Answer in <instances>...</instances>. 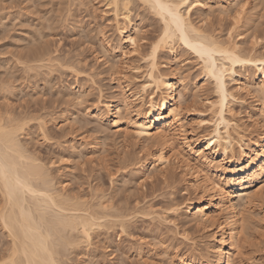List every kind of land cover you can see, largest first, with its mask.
I'll return each instance as SVG.
<instances>
[{
  "label": "bare ground",
  "instance_id": "obj_1",
  "mask_svg": "<svg viewBox=\"0 0 264 264\" xmlns=\"http://www.w3.org/2000/svg\"><path fill=\"white\" fill-rule=\"evenodd\" d=\"M59 1L58 3L64 0ZM67 1L72 2V0ZM133 1L136 0H105L103 4V6H111L108 10L113 13L112 18L116 30L115 38H111L113 35L108 37H103L105 36L103 35L100 40L103 53L104 51L108 52L114 57L112 62H106L108 66L105 63L109 68L107 70L111 71L110 73H114L115 69L120 68L122 59L127 53L138 51V39L141 38H138L139 26L134 22L130 23L131 12L135 7L134 5L131 8ZM137 1L147 7L150 13L155 14L160 23V31L158 30V35L155 37L157 39L153 43L150 42L152 44L149 50L147 49L146 53L143 52L140 57L146 66L144 79L136 90L129 87L132 82L127 78L118 81L119 95H113V97H103L102 90L98 89L96 102L92 106L85 105L84 107L87 117H83L82 122L78 119L79 116L75 118L80 123H84L82 125H87L95 120L97 130L104 123H108L115 134L117 133L116 135L121 138L142 142L143 145L140 146L143 149L155 148L154 152L152 150L153 153L149 152L148 154L145 149L147 158L135 163L136 173L138 172L142 178L139 181L146 180V178L150 180L148 191L144 192L143 189L140 196H135L133 203L129 204L124 199V204H121L122 199L121 202H119V198L118 202L113 201V199L116 200L115 194L107 196L101 192L103 189L100 188L102 194L98 192L99 189L95 190L100 194L99 198L98 194L96 195L97 202L95 200V203L93 201L91 203L86 198L87 201L84 198L81 200L82 197L78 198L79 196L77 197L75 194L58 190L55 186L56 176L54 175V177L46 163L35 153H30L24 142L20 140L24 124L22 125L21 121V123L16 122V119L14 121L16 123H10L11 115L10 118L1 116L0 264H66V255L68 256V252L71 253L74 250L71 251L70 248L76 247L81 241L87 242L86 245H89L92 232L96 228L101 227L108 231L111 230L110 227L118 226L121 234L125 233L134 219L139 218L137 216L144 220L147 219L149 222L151 220V223L156 220L160 225L161 223L176 225L175 219L182 214H184V219L182 217L184 227L187 225L189 229L197 230L196 232H205L210 239L206 242L203 250L201 248L199 250L198 243L195 245L193 238L191 243L187 242L188 244L179 248L173 238L169 239L166 237L167 235H160L162 237H159V243L171 245H169L170 250L167 248L168 245L160 250L164 254L168 253L170 260L166 262L167 264H243L246 262L245 259H249V256L245 257L247 254L245 255L244 249L246 248H244L243 242L247 240V234L255 221L250 222L253 219L250 220L251 213L247 209L254 199H264L262 197L264 196V51L256 49L255 42L257 43L258 40L255 41V39H251L254 42L250 41V47L240 46L238 40L230 39L231 35L227 39L221 40L213 34L211 27H209L210 30L208 27L205 29L203 25H201L202 27L199 25L202 23L197 22L199 23L197 25L192 20L194 17L191 18L194 11H199V16L204 21L209 20V13L212 14L215 11H218L219 16H217L220 17V14L228 11L221 1L228 2L230 0H215L219 3L216 9L212 8L211 0ZM242 10L243 5L233 11L234 24L240 21ZM12 13L14 15L13 11ZM40 32H38L40 35L37 36L40 39H34L33 43L35 44L31 43L30 47L26 49L28 52L25 51L28 53H25L26 56H29L17 57L19 60L26 57L24 59L28 63L24 64L26 70L22 67L24 72H27L28 69L37 71L46 66L47 71L43 69L44 67L40 70H44L45 74L46 72L51 73L53 70L49 69L48 71V68L52 65L56 67L55 64L60 63V57H52L53 54L46 51L44 39L43 44L37 42V40L42 41L41 38L47 34ZM255 34L252 32L251 37L256 38L257 34ZM176 43L177 46L188 50L195 56L200 65V75L213 82L214 92L217 93L216 97L218 96L215 103L216 108L212 107L215 109V111L213 109L215 113L213 115L216 116L212 131L201 137L200 134L191 133L194 128L192 124L188 127L187 124L185 125L186 122H183L186 114L193 116L192 121H196L195 127L201 126L204 119L197 106L199 102L195 100H198L199 97H190L194 95L189 94L192 88L188 85V74L186 75L185 72L179 74L180 72H176V67H173L172 62L177 55ZM162 51H167L169 57L165 54L168 58L159 60ZM68 61L67 63L72 62L70 59ZM74 63L68 64V70L70 73L74 72L73 74L78 75L79 69ZM76 63L79 66L82 62ZM54 66L51 68H55ZM236 66L248 70V72L238 77ZM64 68H66L65 65ZM79 68L81 69V66ZM133 68L138 69L137 67ZM28 74L30 73L28 72ZM228 78L236 82L233 88L236 94L237 92L242 93L250 100V105L248 104L249 107L246 109L250 122L248 126L238 125V122H235L237 120L233 119L235 114L233 116L229 105L236 96L235 92L228 87V82H230L227 80ZM8 84L10 85V83ZM5 85L4 87L8 86ZM84 93H80V91L75 93L72 103H80L83 99L82 96L86 95H83ZM138 99L139 103L136 102ZM239 100L241 101L242 98ZM215 105L213 101L211 106ZM200 108L202 107L200 106ZM0 111L3 112V108ZM226 113H229L228 117ZM88 116H92L94 120H86ZM37 121L43 136L46 133L43 117ZM101 129L106 130L103 127ZM80 148L79 145L73 144L70 150L78 152ZM142 148L141 150H143ZM149 166H151L150 169ZM145 180L143 182L146 185ZM181 181L186 183H184L186 185L184 192H187V195L190 192L191 195L190 193L189 195L192 196V198L187 196L188 200L183 204V201L179 203L173 200L171 196L175 192L170 196L173 193L170 191L171 193L169 192L167 197L165 196L167 191L164 190L176 187L175 183L178 184ZM93 196L95 198L92 193L91 198ZM160 201H163V205L156 208L155 205ZM247 211L250 213L249 216H246V214L248 215L245 213ZM176 226L174 229L177 232L179 228L178 225ZM118 227L116 228L118 229ZM155 228H158L157 225L148 228V230L152 233ZM181 231L183 235L178 234L184 237L181 239L188 238V241H191V237H188L190 235L187 234L188 229L185 230L187 237L184 235V229ZM105 232L104 230V234ZM143 233L145 234V232ZM130 234L129 232L126 235ZM145 243L142 245L144 246ZM117 249L119 250V247ZM161 254L158 255L161 256ZM160 256L159 259H161ZM152 263L143 262V264ZM155 264H157L156 261Z\"/></svg>",
  "mask_w": 264,
  "mask_h": 264
},
{
  "label": "rangeland",
  "instance_id": "obj_2",
  "mask_svg": "<svg viewBox=\"0 0 264 264\" xmlns=\"http://www.w3.org/2000/svg\"><path fill=\"white\" fill-rule=\"evenodd\" d=\"M58 1L59 0H0V63L2 62L0 64L2 65L0 66V81L2 79L1 82H4H0V109L3 108V112L0 111V117L7 118L11 115V118L13 119L14 117V119H9V117L10 123L21 121L22 123H20L22 125L24 124L22 133L20 134L21 138L19 137L20 140L24 142L29 152L32 154L35 153L42 159L46 163V166H48L47 168L51 174L56 176H54L56 180L55 186L58 190L72 195L75 194L77 197L79 196L78 198L82 197L80 198L81 200L86 198L91 203L92 201L95 203L96 197L98 196L99 198L100 194H102L101 192L107 196L115 194L114 198H116V200L113 199V201L118 202L119 198V202H121L122 199L121 204H124V199L125 202L129 204L130 202L133 203L135 196H140V194H142L141 192L148 191V183L150 184L148 178H146L147 181L144 179L146 185L143 182L144 180L141 182L139 181L142 178H140L138 172L136 173L135 163L138 160L147 158L144 151L145 149L148 151V154L152 152V150L154 152L155 148L150 147L148 149H143L142 146H140L143 145L142 142H134L132 139H126L125 137L121 138V136L116 135L117 133L115 134L113 128H111L108 123V125L104 123L101 126V128H106V130L104 129L105 131L101 128L97 130V128H95V120L92 116L86 118V120H94L90 122L91 124L86 123L87 125H82L84 123L80 122H82L81 119L87 117L84 110L85 105L92 106L96 102L98 89L102 90L103 97L119 95L117 82L124 78L132 82L129 84L131 89H138L139 83L144 79V71L146 70L145 62L141 60L140 57L143 52L146 53L149 50L150 45L157 39L155 37H157L160 31L159 19L137 0L133 1L131 8L135 5V10L132 9V20L130 23L134 22L139 26L140 34H138V38H141L138 39V51L127 53L122 59V67L120 65L119 69H115L114 76V73H110L111 71L107 70L109 69L107 68L108 63L112 62L114 57L108 52L104 51L103 53L100 41L103 35H105L103 37L113 35L111 37L112 39L116 37V30L112 18L113 13L111 10H108L111 6H103L105 0H77L79 3L75 0H72V2L64 0L66 3L62 0H60L62 2L59 1L60 3H58ZM211 1L212 8L214 9L215 7L216 9L219 3L215 2V0ZM80 2L82 3L80 4ZM221 3H223L222 5L225 6L228 11L223 12L224 14L222 13V15L220 14V17H218V11H215L212 14L209 13L208 17L210 19H206L205 22L201 20L199 11H194L195 13H192L191 16V18L194 17L192 20L196 23H202H197V25H203L205 29L211 27L212 32H214L213 34L218 36L221 40L224 38L227 39L228 36L231 35L230 39L234 41L238 40L237 42L242 47H250L251 42H254L251 41V39H255V41L258 40V44L255 42L257 45L256 49L264 51V0H230L228 2L221 1ZM241 5H243V10L241 12L242 16L240 21L234 24L232 13ZM36 31H42L44 34L47 33L45 36L43 34L44 38H41L42 41L37 40V42H42L43 44L46 41L44 44L46 45L44 47L48 49H46V51L51 55L53 54L52 57L57 56L61 58V60L56 58L60 60L59 62L61 64H55L60 66L61 70H59L60 67L52 65L51 67L54 66L55 68H51L50 65H48L50 67L48 71L49 69L53 70H51V73L46 72L45 74L44 70L47 71L46 66H43L44 68L41 67L44 69L43 71L40 70V68L37 71L33 69L34 72L29 69L27 72H24L27 69L24 64L28 63L24 58L29 56H26V54H28L26 53L28 52L26 49H28L27 47H30L34 39L38 38L37 36L41 34V32L40 34L37 32L38 35L37 33L35 34ZM251 31L253 34L256 33L258 37H251ZM34 35L36 36L34 37ZM30 38L33 39L31 40ZM38 39H40V37ZM43 39L45 41H43ZM248 43L250 44L248 45ZM175 45L177 47V55L173 59V67H176V72H180L179 74H181V72L182 74H184V72L186 75L188 74V81L190 82H188V85L192 88L190 89V87H188V89H190V91H188L190 95H194L190 97H199V101L194 99L199 102L196 103L199 110L202 112L201 117L204 119L201 126L195 127L196 121H192L193 116L186 114L183 122H186L185 125L187 124V126L193 125L194 131L192 130L191 133L200 134L199 136L201 137L212 131L216 118L213 113L215 111L214 108H216L215 103L217 102L216 99L218 96L216 97L217 93L214 92L215 88L213 82L200 75V65L195 56L188 50L177 46V43ZM165 54L169 57L167 51H162L159 60L168 58ZM24 55L26 57L20 60L18 59ZM69 59L75 62L74 64H76L80 74H73V71H71L73 73H70L68 64L72 62L67 63ZM76 62H82L84 67L82 63H78V66ZM20 63H23V66ZM64 65L66 68H64ZM80 66L81 69L79 68ZM22 67H24L25 70H23L24 68L22 69ZM133 67H137L138 69ZM92 71L93 73H91ZM28 72L30 74H28ZM236 72L238 77H241V75L245 74V72L247 73L248 70L236 66ZM46 76L49 77L47 78ZM227 80L230 81L228 82V87L235 92L236 96L234 101L229 105L233 116L235 114L233 119L234 121L237 120L235 122H238V125L248 126L250 122L248 121L246 109H248L250 105V100L246 98V96H243L242 93H240V96L239 92H237V95L235 89L233 90L236 82L229 80V78ZM7 81L10 83L11 87ZM1 84L4 86L7 84L10 88L7 86V89V87ZM76 84L78 85L76 86ZM79 91L80 93L85 92L83 95H86L82 96L83 99L80 103H72L73 95H76ZM241 98L244 103L242 100H239ZM138 101L140 100H136V102ZM213 101L215 106H211ZM200 106L202 108H200ZM228 114L229 113H226V116ZM81 115L82 117L80 118ZM38 116H41L40 119ZM42 117L45 123L44 130L46 131L43 136L40 133V126L38 127L39 124H37V120H41ZM75 117H77L80 122ZM15 119L16 122H14ZM73 144L81 147L78 152L70 150ZM141 148L143 150H141ZM147 156L149 157V155ZM127 160L128 163H126ZM127 164L129 165L127 166ZM151 166H149V169ZM182 182L183 181H181V183L178 182V184L176 182V187L171 188L173 190L169 188H167V190L164 189L168 193H166L165 196L168 197L170 191L173 192H170V196L175 192L173 195L175 198L173 196L171 197L179 203L183 201L182 204L188 200V197L192 198L190 192H188V195L186 194L187 192H184L186 183ZM99 188L103 190L100 192ZM98 189L100 194L95 191ZM92 193L95 195V198L94 196L92 197L93 199L91 198ZM262 197L264 198V196ZM127 199H129V202ZM160 202L155 205L156 208L159 205H163V201ZM247 210H250L251 216H249L250 213H248V211L245 212L248 213L246 216H249V218L251 217L250 220L253 219V221L250 222H255L253 224L250 223L254 228L250 225L252 228H250L249 234H247L248 241H245L247 244L243 242L244 248H246L244 249L245 255L247 254L245 257L247 258L249 256V259H245L244 261L246 262L244 263L264 264V199H254L252 203L249 204ZM182 217L184 219V214L177 217L174 221L177 222L176 225H178L179 228L177 229V226L172 223L171 225L170 223H161L160 225V223L157 224L156 220H153L151 223V220L149 222L147 219L144 220L142 217L137 216L138 219H134L135 221L133 220V224L130 223V229L127 228L128 230H125V233L129 234L130 232V235H126L124 232L120 234L118 226H116L118 229L115 226H112L113 228L110 227L113 231L104 229L107 232H105V234L103 228L100 227L97 229L95 227V230L92 229L93 232L89 245H86L88 244L87 242L84 243L81 241V243L77 245L78 247L74 246L75 248H70L71 251L74 250L71 253L69 251V255H66L67 261L64 260L68 264H143V262L152 263L153 261L154 264L155 261L157 264H167L166 262L170 260L168 253L164 254V252L160 250L164 249L167 245L168 250H170L169 247L171 245H165V243L164 246L161 242L159 243L158 239L162 237L160 235H167L166 237L169 239L173 238L179 248L191 243L193 238V243L195 245L198 243L197 248L203 250L206 242L210 239L209 236H207L208 234L202 231L196 232L197 230L193 228L189 229L187 225L185 228L184 225H182ZM149 223H154V225L151 226ZM155 225H157L158 228H155V231L152 233L149 232L148 228L150 229ZM174 226H176L177 232ZM131 229L133 230L132 232ZM182 229H184V235H186L185 233L188 229L187 234L190 235L188 237H191V241H188V238H186L187 241L181 239V237L184 238L182 236ZM251 229L253 230L251 231ZM191 230L194 232H191ZM143 232H145V234ZM248 235L250 236L248 237ZM144 243L146 247L142 245ZM117 245L119 250L117 249ZM158 251L160 252L158 253ZM158 254H161V256ZM157 255L158 257L160 256L161 259H159Z\"/></svg>",
  "mask_w": 264,
  "mask_h": 264
}]
</instances>
